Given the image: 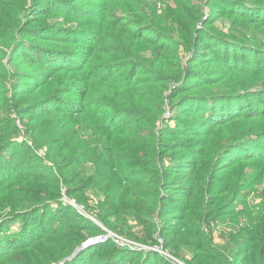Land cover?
I'll list each match as a JSON object with an SVG mask.
<instances>
[{
  "label": "trees",
  "instance_id": "obj_1",
  "mask_svg": "<svg viewBox=\"0 0 264 264\" xmlns=\"http://www.w3.org/2000/svg\"><path fill=\"white\" fill-rule=\"evenodd\" d=\"M102 227L264 264V0H0V264H170Z\"/></svg>",
  "mask_w": 264,
  "mask_h": 264
},
{
  "label": "rangeland",
  "instance_id": "obj_2",
  "mask_svg": "<svg viewBox=\"0 0 264 264\" xmlns=\"http://www.w3.org/2000/svg\"><path fill=\"white\" fill-rule=\"evenodd\" d=\"M170 124H172V123H174L173 121H170L169 122ZM62 203L64 204V205H66V204H69L68 202H67V199H66V196L64 195V196H62ZM69 201V200H68ZM68 206V205H67ZM69 206H71L70 204H69ZM18 226H19V224H18V222H14V225H13V228H12V230H16L17 228H18ZM16 228V229H15ZM98 235H95V236H92V237H89L88 239H92V238H95V237H97ZM87 239V240H88ZM216 239H217V241H221V239H222V236H221V234H218L217 232H216ZM130 241V240H129ZM133 243H134V241H132ZM118 246H120V247H122V248H126L127 249V251H130V252H134V251H139V250H144V251H156V252H158V251H161V249L159 248V246H157V247H151V246H143L144 248H146V249H144V248H142L141 246H135V245H133L132 243H130V242H127V241H125V242H123V245L121 246V245H118ZM158 253H160L162 256H164L169 262H170V264H186L185 263V261H184V259L186 258V255H185V253H181V255H180V257H176V256H169L167 253H162V252H158ZM183 257H184V259H183Z\"/></svg>",
  "mask_w": 264,
  "mask_h": 264
},
{
  "label": "built area",
  "instance_id": "obj_3",
  "mask_svg": "<svg viewBox=\"0 0 264 264\" xmlns=\"http://www.w3.org/2000/svg\"><path fill=\"white\" fill-rule=\"evenodd\" d=\"M67 199V202L72 206L74 207L78 213H80L81 215H83L84 217L86 218H89L93 221H95L92 217L88 216L87 213L85 212V210L83 209V207L77 205L73 200H70L66 197ZM69 200V201H68ZM102 229L104 230V233H101L99 234L97 237L93 238L94 241L91 243V244H94V243H102V242H106L108 241L109 239L112 240L115 244L117 245H123V242L127 241V242H130L132 243L133 245L135 246H140L138 245V243H133L131 240L129 241L128 239H125V238H122L120 236H118L117 234H115L114 232L106 229V228H103ZM142 248H144L143 246H141ZM151 247H157V246H151ZM160 248V247H159ZM146 249V248H144ZM161 249V248H160ZM157 251V250H156ZM158 252H162L164 253V251L161 249V251H158ZM168 254V253H167ZM169 255V254H168ZM171 256V255H169ZM172 257V256H171Z\"/></svg>",
  "mask_w": 264,
  "mask_h": 264
},
{
  "label": "water",
  "instance_id": "obj_4",
  "mask_svg": "<svg viewBox=\"0 0 264 264\" xmlns=\"http://www.w3.org/2000/svg\"><path fill=\"white\" fill-rule=\"evenodd\" d=\"M93 241H94L93 238H92V239H88L87 241H85V242L82 244L81 247L76 248L75 251L72 253V255L69 256V257H67L66 259H70V258H72V257H73V256H74V255H75V254H76L81 248H83V247H85V246L91 244Z\"/></svg>",
  "mask_w": 264,
  "mask_h": 264
}]
</instances>
